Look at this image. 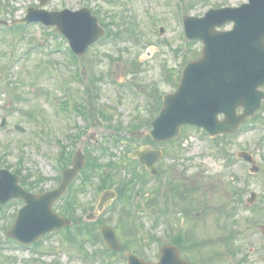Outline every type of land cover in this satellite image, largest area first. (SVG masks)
Wrapping results in <instances>:
<instances>
[{
	"label": "rangeland",
	"instance_id": "1",
	"mask_svg": "<svg viewBox=\"0 0 264 264\" xmlns=\"http://www.w3.org/2000/svg\"><path fill=\"white\" fill-rule=\"evenodd\" d=\"M245 2L246 0H54L39 7L38 0H0V23L22 18L28 7L46 11H76L86 7L92 13L97 12L105 23L114 20L111 31L119 32L116 39L111 36L112 38L89 48L82 58L84 64L77 63L79 81L72 77L74 65L67 62V43L54 28H44L38 24L30 26L25 32V40L19 46L12 33L0 32V42L3 41V34H7L5 44L0 47V68L5 66V62L13 60V57H3V52L9 55L17 50L12 54L19 57L28 48L26 45L30 40L41 42L43 48L48 45L53 48V52L39 49L23 59L19 57L17 61L13 60L11 68L7 65L3 76H0V122L3 117L7 121L0 128V157L4 158L0 168H7L12 173L19 172V177H23L29 185L36 182V177L42 178L45 182L39 188L43 191L51 190L59 184L60 169L57 161L61 148L64 147V152L72 155L78 149L84 155L86 150L92 151L91 154L97 158L96 162L101 165L98 174L113 172L109 178L114 183L133 177L137 181V176L144 171L135 162L129 163L126 158L133 148L140 145V140H128L129 133L133 130L131 125L154 114L152 103L157 101V95L153 91L157 90L162 96L174 92L184 60L196 59L202 48L201 43L193 42L190 49H187L182 40L183 30L178 8L188 15L202 16L209 8L236 7ZM161 27L164 29L162 35L159 34ZM225 29H230V25L225 26ZM48 70H53L56 77L47 75ZM93 72L99 76L94 83L90 79ZM64 83L68 84L67 87L72 92L70 99L86 106L91 121L92 109L109 116L107 124L112 127L111 130H106L96 118L90 125L83 117L61 111L59 102L67 98L62 90L63 86H60ZM93 86L97 91L95 98L89 95ZM28 114H35V119L30 120ZM250 123L251 125L241 128L230 140L224 142L227 161L214 157L209 139L202 138L195 129L183 128L176 141L150 147L163 153V158L157 164L162 175L157 180L149 178L144 192L141 189L137 207L126 206L132 218H136L139 228L137 238H144L145 245L138 247L136 237H126L128 235H125L124 227H119V238L124 247L129 248L125 253L134 249L136 253H132L139 258H142L139 256L141 254L149 257V261H156L159 247L152 243V239L159 238L163 244H167L171 237L180 234L187 245L182 255L193 264H238V259L243 257L230 254L225 238L230 231H239L243 234L235 237V247L241 248L243 253L247 251L249 264H263L264 239L259 232L260 227L257 225L247 228L243 219L249 214L244 206H258V217L262 216L264 222V101ZM140 124L146 126L144 121ZM15 125L26 132H16L13 129ZM116 128H119L120 133L111 138L112 129ZM142 130L147 132L149 129ZM82 131L85 132L81 134ZM79 134L82 141L76 138ZM87 137L91 138L89 142ZM102 138H105L103 143H107L106 150L113 154L111 157L99 156L100 151L95 142ZM114 139L119 141L115 143ZM239 151L253 156L259 170L257 175L249 174L250 164L236 160L235 154ZM108 161L117 165V171L109 170L104 165ZM90 171L87 169L85 173ZM82 177L84 176L74 182L76 186ZM185 180L191 184L197 181L201 185L196 195L210 210L203 214L200 206L190 215V204L185 205V213L181 203L166 201L164 190L168 189V184ZM91 183L88 187L90 189L78 197L81 208L96 203L94 190L100 184L99 176L92 177ZM155 189L162 195L157 211H154L157 215L160 213L156 223L153 222L156 217L149 215L151 210H137L144 207L145 199ZM233 190L242 197L243 204L241 202L238 205L234 217H228V211L234 206ZM251 192L257 198L250 207L245 203ZM122 202L120 200L113 204L102 217L113 228L121 226L119 214L125 205ZM62 204L63 201L60 200L54 205L57 213L61 212ZM20 207L14 203L5 206L0 213V264H104L100 257L104 251L102 243L99 240L92 243L86 235L68 242L64 239L63 232L52 233L41 238L39 246L31 249L7 242L6 232ZM94 228L97 241L98 228ZM116 233L118 234L117 231ZM192 243H196L198 248H191L189 245ZM124 255L116 254L107 260L110 264H126Z\"/></svg>",
	"mask_w": 264,
	"mask_h": 264
},
{
	"label": "water",
	"instance_id": "2",
	"mask_svg": "<svg viewBox=\"0 0 264 264\" xmlns=\"http://www.w3.org/2000/svg\"><path fill=\"white\" fill-rule=\"evenodd\" d=\"M47 1L40 0V4ZM248 1L249 4L236 9L208 12L204 19L198 21L202 28L195 34L187 29L191 37L204 42L202 58L186 67L176 93L164 98V108L152 124L154 129L150 136L154 140L164 141L176 137L179 126L187 123L203 126L210 135L232 133L260 107L264 93L257 89L264 85V0ZM30 14L32 18L23 21L57 26L78 56L83 55L86 48L103 35L96 18L90 17L85 9L75 13L30 10ZM190 21L192 19H185L187 27ZM227 22L234 23L231 32L214 31L215 26L221 27ZM239 107L244 108V111L236 116L235 111ZM219 114H224L223 122L217 121ZM135 156L146 165H152L156 159L146 154L136 153ZM83 164L82 158L77 159L73 168L66 171L59 189L40 195L26 193L18 185L16 176L0 171V205L18 198L26 203L8 236L29 245L45 233L68 226L69 221L56 215L51 208ZM111 197V193L105 194L98 211ZM101 234L113 249L119 248L111 229L103 227ZM131 264L143 263L133 258ZM160 264L187 263L179 260L176 250L165 249Z\"/></svg>",
	"mask_w": 264,
	"mask_h": 264
},
{
	"label": "bare ground",
	"instance_id": "3",
	"mask_svg": "<svg viewBox=\"0 0 264 264\" xmlns=\"http://www.w3.org/2000/svg\"><path fill=\"white\" fill-rule=\"evenodd\" d=\"M146 153H147V154H150V152H149V151H146Z\"/></svg>",
	"mask_w": 264,
	"mask_h": 264
}]
</instances>
